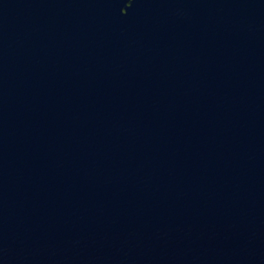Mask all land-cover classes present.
Here are the masks:
<instances>
[{
	"label": "water",
	"instance_id": "water-1",
	"mask_svg": "<svg viewBox=\"0 0 264 264\" xmlns=\"http://www.w3.org/2000/svg\"><path fill=\"white\" fill-rule=\"evenodd\" d=\"M0 264H264V0H0Z\"/></svg>",
	"mask_w": 264,
	"mask_h": 264
}]
</instances>
